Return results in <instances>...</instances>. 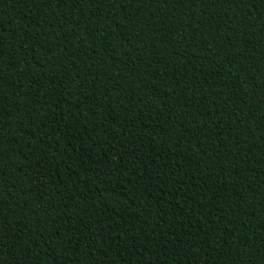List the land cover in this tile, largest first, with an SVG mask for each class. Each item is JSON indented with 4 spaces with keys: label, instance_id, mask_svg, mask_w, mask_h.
I'll return each instance as SVG.
<instances>
[{
    "label": "trees",
    "instance_id": "1",
    "mask_svg": "<svg viewBox=\"0 0 264 264\" xmlns=\"http://www.w3.org/2000/svg\"><path fill=\"white\" fill-rule=\"evenodd\" d=\"M0 264H264V0H0Z\"/></svg>",
    "mask_w": 264,
    "mask_h": 264
}]
</instances>
